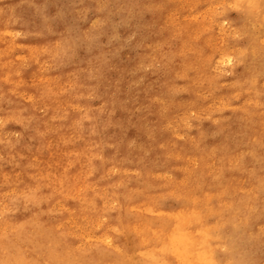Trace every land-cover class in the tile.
<instances>
[{
	"label": "rangeland",
	"instance_id": "374dc122",
	"mask_svg": "<svg viewBox=\"0 0 264 264\" xmlns=\"http://www.w3.org/2000/svg\"><path fill=\"white\" fill-rule=\"evenodd\" d=\"M58 1L61 2L60 5H57L55 0H41L40 1L41 14H40V17L37 19V23H36L38 28L35 29V26L33 27L32 25L27 24L25 22L22 15L14 16V19H12V22L9 24L7 22L4 23L3 15L7 11L8 13L11 11V7L13 6L14 0H0V32L3 31V34H4L3 42L0 43V140L2 141V142L0 141V153L2 154V155L0 154V158L3 157L2 159H0V175H3V176L6 175L5 176L6 179H4L5 181L4 180H3L4 182L0 181L2 183V184L0 183V207L3 205L5 200H7V198H9L13 193L16 192L15 183H17L16 181H18L21 175L27 170V168H25L27 166L26 161L24 159L20 161L19 159L14 158L13 155L20 153L19 155L27 158V162H32V160L38 159L39 154L43 155L45 156L46 161H48V163L45 164V167L48 168V171L51 174L53 173H55V175L65 174L69 177V179H71L70 182L71 181L78 182V180L80 179H82V181H85L87 179H91L92 182L97 181L96 184L89 186L87 191L89 192V196L92 199H94L97 194L98 197H97L96 205H98L99 207L95 205L96 208L95 207L92 208L89 214H86L83 210V208L87 207V205L82 207L83 205L77 203L76 198H78L79 195H76V197L72 198L71 202L70 200L66 201L64 199L58 198L57 200H54L52 203L53 212H54V208H55V212L52 214V218L50 219V221L54 223L53 225L55 229L57 228L56 230L62 231L63 235L65 236L70 235L69 236L70 237L69 248H70L71 264H85V262L86 264H96V263L97 264H106V263L107 264H116V263L117 264H147V263L148 264H163V262H161L162 259H163L162 261H164V264H166L167 262L164 260L165 259L164 255L161 253L156 254L152 252L150 253L147 252V256H146V253H140L138 251H135L136 248H135V243H134V232L132 229L131 230H129L130 228L128 229L127 225H130L128 222L132 221V219L136 218L137 216L146 217V218H154L159 213L163 214V213L171 212V211L178 212L181 208H187L188 209V210L186 209L187 212L189 214L190 213L192 214V212H195L194 209H196L197 206L193 209L190 207V205H186V207L178 205L180 200L178 202L175 196H171V194L174 193V191L178 190L177 189L178 187L176 188V186L178 185H175V186L171 184L170 186L163 185L164 190L162 189V185L160 187L156 185L155 187L152 186L151 187L152 189L143 188V187H135V188L128 189L127 187L123 185L127 181H129L131 175L139 171H143V170H149V174H151V176L155 175L154 179L156 178L159 179V180L156 179L155 181L157 183L158 181H160V183L157 185L165 184V182L167 183L171 182L175 180V178L176 179L179 178L181 175L184 176V173L187 174V171L191 169L190 161H186V159H182V156L183 154L191 150V148L185 147L186 144L188 143L190 144V141L193 139H199L202 142H207L209 140V143L211 141H214L216 144L217 143L219 144L220 139H221V134H222V131H221L222 127L217 126L216 119L220 118L219 116H221V118H224L228 115L229 109H226L227 104L235 103V105L237 106L241 104L240 102L233 101L232 100L233 98L228 99L226 96L227 91H225V89L222 86H219V88H215L211 92L206 89L202 90L199 87L197 82H195L193 79L190 80V74L186 71L185 61L183 64L176 65L174 69L169 67V64L163 61V58L161 57L163 55V53L161 52L162 47L169 43V45L175 50L178 45L180 46L183 39H185L188 42L191 40H197L198 41L197 45L199 47V43H200L199 49L202 53L210 52L214 55L213 57L215 58V61L211 62V68H210V70H212L213 79L218 80V85H226L227 83L230 82V80H232L231 77H233L234 74H239L241 71L240 69L241 67L237 64V62L234 59V51H235L234 49H236L239 45H244L246 43V39L243 38V36H238L237 32H234L235 22L237 21L238 13L236 12L235 9L231 8L232 10H230L229 17L225 19L221 13L222 8L225 6V4H223L224 0H168V1L162 0L163 9H162V13L160 14L159 18L157 17L158 12L157 13L155 12V3H154L155 0H130L131 2L129 4L127 3L124 4L123 0H100L101 3L99 6H96V5L93 6V3H94L93 0H84V2L83 0H58ZM88 1L90 3H87ZM81 2H83V4ZM113 3L116 5H114ZM149 3H152V4L149 5ZM48 12L50 14H47ZM89 17H92V18H89ZM127 18H129V20ZM55 19L60 22H57ZM121 20H123V22ZM45 23H47L48 26L47 24L45 25ZM61 23L62 25H60ZM69 24L71 25V27H69L70 26ZM129 24L131 26H128ZM67 25L69 28L67 27ZM61 26L64 29H62ZM114 26L116 29L114 28ZM184 27L188 28L189 36H187L186 34L183 35ZM78 28L83 30L84 35L78 37V39L76 38L75 39L76 41H73L70 44H68L67 47L68 46L69 47H68L67 54L62 57H58L60 59L54 57V55H51V53L49 52L41 53V54H39L38 52V56L36 55V52L40 48L44 47L39 40L40 34L44 35L46 33V35L50 38H54L55 36H58V35H64L66 38H68L69 35H72L75 33L74 31L78 33L80 30ZM40 29L41 31H38ZM249 29L254 33L259 31V27L255 24L251 25ZM106 30L108 31L106 32ZM134 30H135V33H134ZM138 30L141 32H139ZM202 30L204 33H202ZM47 32H50V34ZM88 36H91L93 38V41L91 43H88ZM236 36L238 37L237 39H235ZM84 37H87V38L85 39ZM161 39L163 40L161 41ZM98 42H99V45H98ZM84 44L86 45L87 48L85 47ZM105 44H107V46ZM110 47H111V50H110ZM119 49L121 50L119 51ZM185 51H186V55L184 56V59L188 61L190 60V55H189L190 50L185 49ZM221 56L222 58H225V56L227 58H225L224 61L219 62V59H221ZM64 57L66 58L64 59ZM62 61L65 63H62ZM78 61H81V62H78ZM90 61H93V62H90ZM82 63L84 64L92 63V65H94L93 70L95 71V74L92 77L93 79L92 78L86 79L84 76L77 77V75L76 76L72 75V73L74 75L77 74V69L79 68L84 69L82 66ZM108 64H110V66ZM154 65H155V68L152 67ZM99 67L101 70L99 69ZM148 67L149 68L151 67L154 69H151V68L149 69ZM142 68L143 70L139 71ZM49 73L51 75H49ZM171 74L174 76H172ZM227 76L229 78H227ZM91 80H93V82ZM175 80L176 82H174ZM95 82H96V85L94 87ZM169 89H170V92H169ZM220 91L221 93H219ZM224 91L226 94H224ZM134 92L136 93L134 94ZM8 94H11V95L9 96ZM78 95H81V96L75 98V96H78ZM39 96L40 98H45V101L39 102L38 101ZM59 96H61L62 98L61 97L59 98ZM21 97H24V99ZM184 98L186 100H184ZM36 100H37V103H36ZM17 101L19 104H17ZM76 101H78V103ZM177 103L179 105H177ZM48 106H52L53 108L51 113L48 111ZM96 106H97V109H96ZM179 106H180V109H179ZM173 107L175 110L172 109ZM178 109L179 111H177ZM74 114H76L75 117H74ZM39 116L40 117L43 116V118L46 119L44 120L47 123H51L50 124L51 129L49 131L50 140L47 141L49 143L46 144L47 146L46 148L47 150L45 149L46 151L39 150L38 143L34 137L35 133L32 130L33 125L39 120L38 119L40 118ZM52 117H57V118L60 117L59 118V120L61 121L60 123L63 124L66 127V130L68 131L62 138H59L58 136L57 127H56L57 125L55 127L53 126V123H56V122L51 121ZM76 117L77 119H75ZM202 121L203 122L205 121L204 122V124L206 125V126L204 125L205 127L203 126ZM68 123L70 124V126H68ZM214 124L215 126H213ZM190 125L192 126V128L190 127ZM25 126H27L28 129ZM161 127L163 130L161 129ZM260 128L256 127L255 132L257 131L256 133H262L264 135L263 127H260ZM160 129H161V132H160ZM201 131H203V136H202ZM207 131H208V134H207ZM101 133H104V134H101ZM51 134H53V137H51ZM151 136H153V138H151ZM204 136H207V138H205ZM69 137L70 139H68ZM15 138H18V139H15ZM93 143H95L96 145ZM48 146L50 147L48 148ZM61 147L63 148L62 150H61ZM170 147L172 149L174 148V150H172ZM180 147L181 148L183 147V148L180 149ZM87 148H89L90 150L89 153L87 154V156L91 158L89 159L90 162L86 163V162H81L79 160H77L76 162L74 158L77 157V153L79 151L84 152L87 150ZM145 148L146 150H144ZM165 149L167 150V152L165 151ZM11 150L12 152H10ZM97 150L99 151L97 152ZM11 153L13 155H11ZM50 153L52 155H50ZM100 153L102 154V156H100L101 155ZM190 153L187 154L188 156H190L189 157L190 159L191 157L192 158L195 157V152L193 151V149L192 151H190ZM152 155L157 156V160L154 165H152V161H151ZM178 158L179 159L181 158V159L179 160ZM9 161L10 162L12 161L13 163L12 162L9 163ZM101 162L103 163V167L101 171H98L100 169ZM69 163L73 168L69 165ZM71 163H73L74 165ZM79 164H80V167L78 166ZM174 166L175 168L177 166V168L174 169ZM120 167L121 169H119ZM93 169L95 170L93 171ZM64 170L66 173L64 172ZM90 172L92 173V175ZM157 174L160 176H157ZM86 176L89 178L86 179ZM8 180L12 182H9ZM103 182L108 183V185L104 184ZM13 183H14V186H11V184L13 185ZM109 185L112 186L113 188L112 187L109 188L110 187ZM118 187L120 188L118 189ZM80 188H83V187H80ZM219 189H221V187H219ZM236 189L238 190L239 188H234V191H236ZM136 190L139 192H137ZM140 190H144V191H140ZM160 190L163 194L160 193ZM171 190H173V192ZM182 190L187 192L186 189H182ZM188 190H189L188 192H191L190 190H192V188ZM246 190H250V189H246ZM92 191H96V192H92ZM124 192L125 193L130 192L134 195L133 197L132 195L129 196L128 194L123 196L122 193ZM165 192H167V194ZM114 194L116 196H114ZM140 194H147V196H150V197H146V200H145V198L142 197ZM127 197H130V198L128 199ZM262 197L264 198V192H262V194H260V197H259V201L261 203H264V200ZM211 200L208 202L209 204L208 206L210 207L212 206L211 208L215 209L214 211L215 213L213 212L212 214V212H209V213L205 212L202 218H203L204 223L208 222L209 224H212L214 222H217V223L222 222L224 226L222 224V228L219 227L217 229V233H218L217 236L222 237V235L224 234V232L222 231L226 230V220H227L226 212H227L228 204H230V202L228 203L229 200L226 201L225 199L222 200L221 198H212ZM110 201H112L113 203ZM221 203H224V205ZM107 207L108 208L111 207V211L112 210L113 211L111 212L110 209H108ZM103 208L104 209L106 208L104 212H102L104 210ZM129 210L131 212H129ZM184 213L188 215V213L186 212ZM15 216L16 214L10 215L11 218H16ZM104 216L106 218H104ZM221 217L222 219H226V220H222ZM6 228H7L6 224L5 223L3 224L2 222H0V243L3 242L2 240L3 238H1V235L3 234ZM129 231L132 233V235ZM58 234L59 233H55L54 236L58 237ZM87 237L89 238L91 237V238L89 239ZM86 238L87 240L88 239L89 240L87 241ZM98 245H103L109 248L116 247L117 252L113 254L112 256L113 260L111 259V260H108L107 262V261H102L100 259H93L91 257V254H88V253H91V252H88L90 247L98 246ZM259 247H257L255 250L256 255L261 257L262 260L264 261V246H259ZM80 249H82L83 252ZM177 249L180 250V247L178 246ZM136 252L138 253L136 255L137 257L135 256ZM223 252L224 250L220 245L218 247L216 246L214 248L213 259L216 260L217 258L218 260H220L218 256H220ZM88 255L90 256V258L84 259V257ZM71 256L74 258H72ZM231 256H232L231 258L234 261L237 260L236 252H234ZM177 258L178 260L174 262V264L176 263L177 264H187L186 262L180 260L182 259V257H177Z\"/></svg>",
	"mask_w": 264,
	"mask_h": 264
},
{
	"label": "bare ground",
	"instance_id": "6f19581e",
	"mask_svg": "<svg viewBox=\"0 0 264 264\" xmlns=\"http://www.w3.org/2000/svg\"><path fill=\"white\" fill-rule=\"evenodd\" d=\"M41 0H14L11 11H8L3 15V22L8 24L12 22L14 16L22 15L27 24L35 26L37 19L41 14L40 7ZM124 4H129L130 0H123ZM168 1V0H166ZM57 5L61 2L55 0ZM75 2V1H74ZM84 2V0H83ZM83 2H81L83 4ZM93 6H99L100 0H93ZM165 2V1H164ZM87 3H90L89 1ZM121 3V2H120ZM155 12H158L157 17H160L162 13V0H155ZM12 4V3H11ZM114 4V3H113ZM137 4V3H136ZM152 3H149L151 5ZM225 6L222 8L221 13L226 19L229 17L231 8L235 9L238 13L237 21L235 22V31L238 36H243L246 39L244 45H237L234 49V59L237 64L241 67L239 74H234L231 77L229 83L226 85H218V80L213 79L211 62L215 61L214 55L210 52H201L198 47L197 40L186 41L183 39L180 46L174 50L169 43L162 47L161 56L163 61L169 64V67L174 69L176 65L183 64L185 61L186 71L190 74V80H194L198 83L199 87L203 90L213 91L215 88L222 86L227 94L228 99H232L235 102H240L241 105L237 106L234 104H227L226 109L228 115L224 118L216 119L217 126L222 127V134L219 144L209 140L202 142L199 139H193L190 144H186L185 147L191 148L187 153L183 154L182 159L190 161V170L184 176L181 175L179 178L171 182H165L160 184V181L155 182V175L151 176L149 170L139 171L131 175L129 181L123 186L129 188L143 187L151 188L152 186L160 187L162 185H178L176 186L177 191L171 194L175 196L179 202L178 205L185 206L190 205L191 208H195V212L192 214L187 212V208H181L178 212H166L159 213L154 218H146L141 216H135L128 223L129 230L134 232V243L135 251L140 253L152 252L161 253L164 255L166 264H174L178 260L177 257H182L181 261L187 264H264L261 257L256 255V248L264 246V203L259 201L260 194L264 192V135L262 133H256V127H263L264 129V0H224ZM116 5V4H114ZM63 6V5H62ZM88 6V5H86ZM66 7V6H65ZM78 7V6H77ZM127 7V6H126ZM125 7V8H126ZM212 7V6H211ZM93 8V7H92ZM88 9V8H87ZM111 9V8H110ZM124 10V9H123ZM127 10V9H126ZM63 12V11H62ZM67 12V11H65ZM92 12V11H91ZM110 12V11H109ZM114 12V10H113ZM124 12V11H123ZM126 12V11H125ZM93 13V12H92ZM46 14V13H45ZM47 14H50L49 12ZM60 14V13H59ZM94 14V13H93ZM97 14V13H96ZM112 14V13H111ZM119 14V13H117ZM125 14V13H124ZM123 14V15H124ZM54 15V14H53ZM61 15V14H60ZM63 15V14H62ZM75 15V14H74ZM106 15V14H105ZM48 16V15H47ZM46 16V18H47ZM65 16V15H64ZM102 16V15H101ZM45 17V15H44ZM62 17V16H61ZM70 17V16H68ZM103 17V16H102ZM127 17V16H126ZM50 18V16H49ZM76 18V17H75ZM85 18V17H84ZM92 18V17H89ZM88 18V19H89ZM135 18V17H134ZM120 19V18H119ZM129 20V18H127ZM126 19V20H127ZM142 19V18H141ZM56 20V19H55ZM72 20V19H70ZM82 20V19H81ZM114 20V19H113ZM117 20V19H116ZM125 20V21H126ZM48 21V20H47ZM52 21V20H51ZM57 21V20H56ZM65 21V20H64ZM115 21V20H114ZM123 22V20H121ZM144 21V20H143ZM147 21V20H146ZM151 21V20H150ZM149 21V22H150ZM60 22V21H57ZM74 22V20H73ZM111 22V21H110ZM48 23V22H47ZM45 23V25L47 24ZM131 23V21H130ZM139 23V22H138ZM67 24V23H66ZM73 24V23H71ZM89 24V23H88ZM110 24V23H109ZM112 24V23H111ZM123 24V23H122ZM257 25L259 31L254 33L249 28L251 25ZM52 25V24H51ZM57 25V24H56ZM62 25V23L60 24ZM70 25V24H69ZM80 25V24H79ZM106 25V24H105ZM113 25V24H112ZM111 25V26H112ZM138 25V24H136ZM141 25V24H140ZM44 26V25H43ZM48 26V24H47ZM124 26V25H122ZM126 26V25H125ZM128 26H131L130 24ZM143 26V25H142ZM42 27V26H41ZM59 27V26H58ZM65 27V26H64ZM68 27V25H67ZM71 27V25L69 26ZM68 27V28H69ZM80 27V26H78ZM136 27V26H135ZM141 27V26H140ZM145 27V26H144ZM22 28V27H21ZM62 28V26H61ZM115 28V26H114ZM130 28V27H129ZM134 28V27H133ZM143 28V27H142ZM217 28V27H216ZM15 29V28H14ZM42 29V28H41ZM38 30V31H41ZM49 29V28H48ZM51 29V28H50ZM58 29V28H57ZM64 29V28H62ZM73 29V28H72ZM80 29V28H78ZM88 29V28H86ZM116 29V28H115ZM114 29V30H115ZM140 29V28H139ZM151 29V28H150ZM163 29V28H162ZM184 34L188 35V28L184 27ZM77 30V29H76ZM152 30V29H151ZM53 31V30H52ZM65 31V30H64ZM108 30H106L107 32ZM137 31V30H136ZM139 31V30H138ZM147 31V30H146ZM165 31V30H164ZM34 32V31H33ZM44 32V31H43ZM51 32V31H50ZM50 32H47L50 34ZM55 32V31H54ZM69 35L66 38L64 35H58L54 38H50L46 35H39V40L44 46L40 48L36 55L41 53H51L54 57H62L67 54V45L80 36L84 35L82 29L78 33ZM91 32V31H90ZM141 32V31H139ZM148 32V31H147ZM156 32V31H155ZM38 33V32H37ZM73 33V32H72ZM117 33V32H116ZM135 33V30H134ZM162 33V32H161ZM168 33V32H167ZM166 33V35H167ZM202 33L203 30H202ZM212 33V32H211ZM210 33V34H211ZM43 34V33H42ZM107 34V33H106ZM110 34V33H109ZM118 34V33H117ZM159 34V33H158ZM209 34V33H208ZM213 34V33H212ZM3 31L0 32V43L3 42ZM127 35V34H126ZM165 35V37H166ZM53 36V35H52ZM51 36V37H52ZM96 36V35H95ZM107 36V35H106ZM105 36V37H106ZM110 36V35H109ZM120 36V35H119ZM139 36V34H138ZM147 36V35H145ZM157 36V35H156ZM111 37V36H110ZM117 37V36H116ZM154 37V36H153ZM184 37V36H183ZM85 39L87 37H84ZM83 38V39H84ZM129 38V37H128ZM150 38V37H149ZM164 38V37H163ZM172 38V37H170ZM181 38V37H180ZM179 38V39H180ZM189 38V37H188ZM238 37L236 36L235 39ZM241 38V37H240ZM81 39V38H80ZM82 39V40H83ZM113 39V38H112ZM123 39V38H122ZM130 39V38H129ZM133 39V38H132ZM146 39V38H145ZM152 39V38H151ZM154 39V38H153ZM160 39V38H158ZM165 39V38H164ZM169 39V38H168ZM167 39V40H168ZM191 39V38H190ZM98 40V39H97ZM110 40V39H109ZM163 39H161L162 41ZM20 41V40H18ZM93 38L88 36V43H91ZM101 41V40H100ZM154 41V40H153ZM165 41V40H164ZM174 41V39H173ZM239 41V40H238ZM23 42V41H21ZM29 42V41H28ZM33 42V41H32ZM127 42V41H126ZM138 42V41H137ZM145 42V41H144ZM148 42V41H147ZM76 43V42H75ZM101 44V43H100ZM109 44V43H108ZM128 44V43H127ZM137 44V43H136ZM76 45V44H75ZM81 45V44H80ZM85 45V44H84ZM94 45V44H93ZM96 45V44H95ZM99 45V42H98ZM107 46V44H105ZM130 45V44H129ZM135 45V44H134ZM90 46V45H89ZM97 46V45H96ZM105 46V47H106ZM120 46V45H119ZM126 46V44H125ZM137 46V45H136ZM141 46V45H140ZM173 46V45H172ZM81 47V46H80ZM86 47V45H85ZM91 47V46H90ZM98 47V46H97ZM109 47V46H108ZM107 47V48H108ZM139 47V46H138ZM234 47V46H233ZM76 48V47H75ZM84 48V47H83ZM87 48V47H86ZM124 48V47H123ZM81 49V48H80ZM91 49V48H90ZM126 49V48H125ZM124 49V50H125ZM145 49V48H144ZM185 49L190 50V60L186 61L184 56L186 55ZM111 50V47H110ZM113 50V49H112ZM116 50V49H115ZM121 49H119L120 51ZM136 50V49H135ZM230 50V49H229ZM228 50V51H229ZM24 51V50H23ZM87 51V50H86ZM106 51V50H105ZM142 51V50H141ZM227 51V50H226ZM108 52V51H107ZM122 52V51H121ZM120 52V53H121ZM146 52V51H145ZM233 52V51H232ZM77 53V52H76ZM85 54V53H84ZM118 54V53H117ZM137 54V53H136ZM157 54V53H156ZM114 55V54H113ZM224 55V54H222ZM229 55V54H227ZM42 56V55H40ZM92 56V55H91ZM94 56V55H93ZM102 56V55H101ZM111 57V56H110ZM231 57V55H230ZM229 57V58H230ZM66 57H64L65 59ZM161 58V59H162ZM186 58V57H185ZM219 58V57H218ZM225 58H227L225 56ZM225 58L219 59L224 61ZM60 59V58H58ZM79 59V58H78ZM160 59V61H161ZM93 60V59H92ZM106 60V59H105ZM114 60V59H112ZM218 60V59H217ZM228 60V59H227ZM87 61V60H86ZM100 61V60H99ZM158 61V60H157ZM49 62V61H48ZM56 62V60H55ZM81 62V61H78ZM93 62V61H90ZM106 62V61H104ZM149 62V61H148ZM147 62V63H148ZM53 63V62H52ZM62 63H65L62 61ZM72 63V61H71ZM101 63V62H100ZM54 64V63H53ZM154 64V63H153ZM75 65V64H74ZM99 65V64H98ZM110 66V64H108ZM125 65V64H124ZM157 65V64H156ZM165 65V64H164ZM33 66V65H32ZM58 66V65H57ZM61 66V65H60ZM77 66V65H76ZM83 68L77 69V74L73 76H84L86 79H90L94 76L95 71L93 70L92 63L84 64ZM128 66V65H127ZM136 66V65H135ZM34 67V66H33ZM36 67V66H35ZM96 67V66H95ZM98 67V66H97ZM133 67V66H132ZM155 68V65L152 66ZM184 67V66H183ZM219 67V66H218ZM63 68V67H62ZM102 68V67H101ZM114 68V66H113ZM141 68V67H140ZM149 68V67H148ZM147 68V69H148ZM151 68V67H150ZM149 68V69H150ZM151 68V69H154ZM179 68V67H178ZM21 69V68H19ZM36 69V68H35ZM59 69V68H58ZM100 69V67H99ZM112 69V68H111ZM117 69V68H116ZM137 69V68H136ZM139 69V68H138ZM148 69V70H149ZM157 69V68H156ZM163 69V67H162ZM29 70V69H28ZM101 70V69H100ZM113 70V69H112ZM115 70V69H114ZM143 70L140 69L139 71ZM147 70V71H148ZM232 70V69H231ZM33 71V70H32ZM61 71V70H60ZM87 71V72H86ZM121 71V70H120ZM176 71V70H175ZM21 72V71H20ZM49 72V71H48ZM51 72V71H50ZM53 72V71H52ZM70 72V71H69ZM73 72V71H72ZM119 72V71H118ZM168 72V71H167ZM181 72V71H180ZM31 73V71H30ZM68 73V72H67ZM109 73V72H108ZM117 73V72H116ZM149 73V72H148ZM173 73V72H171ZM62 74V73H61ZM107 74V73H106ZM164 74V73H163ZM188 74V75H189ZM49 75H51L49 73ZM56 75V74H54ZM60 75V74H59ZM101 75V74H100ZM98 75V76H100ZM129 75V73H128ZM172 75V74H171ZM62 76V75H61ZM66 76V75H65ZM97 76V77H98ZM133 76V75H132ZM154 76V75H153ZM169 76V74H168ZM174 76V75H172ZM162 77V76H161ZM224 77V76H223ZM73 78V77H72ZM96 78V77H95ZM169 78V77H168ZM172 78V77H170ZM176 78V77H175ZM227 78H229L227 76ZM78 79V78H77ZM81 79V78H80ZM93 79V78H92ZM100 79V78H99ZM160 79V78H159ZM189 79V78H187ZM18 80V79H17ZM65 80V79H64ZM74 80V79H73ZM105 80V78H104ZM139 80V79H138ZM164 80V79H163ZM169 80V79H168ZM174 80V79H173ZM93 82V80H91ZM100 81V80H99ZM224 81V80H223ZM135 82V81H134ZM171 82V81H170ZM176 82V80L174 81ZM60 83V82H58ZM80 83V82H79ZM82 83V82H81ZM109 83V81H108ZM137 83V82H136ZM157 83V82H156ZM162 83V82H161ZM183 83V81H182ZM186 83V82H185ZM78 84V83H77ZM101 84V83H100ZM131 84V83H130ZM139 84V83H138ZM96 82L94 84V87ZM129 85V84H128ZM134 85V84H133ZM142 85V84H141ZM166 85V84H165ZM6 86V85H5ZM76 86V85H75ZM121 86V85H120ZM144 86V85H143ZM167 86V85H166ZM169 86V84H168ZM171 86V85H170ZM26 87V86H25ZM119 87V86H118ZM129 87V86H128ZM134 87V86H133ZM191 87V86H190ZM10 88V87H9ZM44 88V87H43ZM74 88V87H73ZM80 88V87H79ZM85 88V87H84ZM98 88V87H97ZM107 88V87H106ZM160 88V87H158ZM198 88V87H197ZM26 89V88H25ZM34 89V88H33ZM37 89V88H36ZM81 89V88H80ZM30 90V89H29ZM44 90V89H43ZM82 90V89H81ZM127 90V89H126ZM28 91V89H27ZM78 91V90H77ZM84 91V90H83ZM96 91V90H95ZM3 92V91H2ZM34 92V90H33ZM32 92V93H33ZM39 92V91H38ZM41 92V91H40ZM47 92V91H46ZM52 92V91H50ZM87 92V91H86ZM99 92V91H98ZM97 92V93H98ZM147 92V91H146ZM163 92V91H162ZM165 92V91H164ZM170 92V89H169ZM189 92V91H188ZM187 92V93H188ZM193 92V91H192ZM136 92H134L135 94ZM160 93V92H159ZM217 93V92H216ZM221 93V91L219 92ZM3 94V93H2ZM1 94V95H2ZM6 94V93H4ZM39 94V93H38ZM47 94V93H46ZM45 94V95H46ZM112 94V93H111ZM118 94V93H117ZM120 94V92H119ZM122 94V93H121ZM181 94V93H180ZM9 96L11 94H8ZM40 95V94H39ZM44 95V94H43ZM54 95V94H53ZM58 95V94H57ZM60 95V93H59ZM75 95V94H74ZM102 95V94H101ZM100 95V96H101ZM104 95V94H103ZM156 95V94H155ZM219 95V94H218ZM223 95V94H222ZM221 95V96H222ZM17 96V95H16ZM15 96V97H16ZM35 96V94H34ZM47 96V95H46ZM81 95L75 96L79 97ZM99 96V95H98ZM117 96V95H115ZM151 96V95H150ZM165 96V95H163ZM169 96V95H168ZM181 96V95H180ZM225 96V97H226ZM42 97V96H41ZM44 97V96H43ZM55 97V96H54ZM61 96H59L60 98ZM64 97V96H63ZM67 97V96H66ZM152 97V96H151ZM3 98V97H2ZM24 99V97H21ZM49 98V97H48ZM62 98V97H61ZM74 98V99H75ZM172 98V97H170ZM16 99V98H15ZM52 99V98H51ZM89 99V98H88ZM143 99V98H142ZM126 100V99H125ZM133 100V99H132ZM144 100V99H143ZM150 100V99H149ZM179 100V99H178ZM184 100H186L184 98ZM231 100V101H232ZM25 101V100H24ZM39 102L45 101V98H38ZM51 101V100H50ZM56 101V100H55ZM91 101V100H90ZM101 101V100H100ZM105 101V99H104ZM113 101V100H111ZM176 101V99H175ZM174 101V102H175ZM48 102V101H47ZM78 103V101H76ZM115 102V101H114ZM155 102V101H154ZM173 102V103H174ZM207 102V101H206ZM227 102V101H226ZM37 103V100H36ZM104 103V102H103ZM107 103V101H106ZM118 103V102H117ZM201 103V102H200ZM224 103V102H223ZM232 103V102H230ZM17 104L18 101H17ZM22 104V103H21ZM71 104V103H70ZM81 104V103H80ZM115 104V103H114ZM156 104V103H155ZM176 104V103H175ZM202 104V103H201ZM204 104V102H203ZM16 105V103H15ZM33 105V104H31ZM84 105V104H83ZM145 105V104H144ZM177 105H179L177 103ZM4 106V105H3ZM66 106V105H65ZM139 106V105H138ZM182 106V105H181ZM111 107V106H110ZM178 107V106H177ZM71 108V107H70ZM100 108V107H99ZM105 108V107H104ZM143 108V107H142ZM23 109V108H22ZM93 109V108H92ZM97 109V106H96ZM112 109V108H111ZM114 109V108H113ZM168 109V108H167ZM174 109V107L172 108ZM180 109V106H179ZM179 109L177 111H179ZM182 109V108H181ZM184 109V108H183ZM5 110V109H4ZM14 110V109H13ZM12 110V111H13ZM31 110V109H29ZM53 110L52 106H48V111L51 113ZM86 110V109H85ZM108 110V109H107ZM116 110V109H115ZM160 110V109H159ZM175 110V109H174ZM21 111V110H20ZM66 111V110H65ZM105 111V110H104ZM103 111V113H104ZM117 111V110H116ZM156 111V110H155ZM181 111V110H180ZM4 112V111H3ZM18 112V111H16ZM25 112V111H24ZM44 112V111H43ZM42 112V113H43ZM61 112V111H60ZM84 112V111H83ZM168 112V111H167ZM170 112V111H169ZM176 112V111H175ZM174 112V113H175ZM9 113V112H8ZM21 113V112H20ZM87 113V111H86ZM166 113V112H165ZM38 114V113H37ZM168 114V113H167ZM222 114V113H221ZM39 115V114H38ZM56 115V114H55ZM76 114H74L75 117ZM216 115V114H215ZM34 116V115H33ZM63 116V115H62ZM66 116V115H65ZM81 116V115H80ZM223 116V115H222ZM225 116V115H224ZM3 117V116H2ZM12 117V115H11ZM21 117V116H19ZM26 117V116H25ZM37 117V116H36ZM40 117V116H39ZM47 117V115H46ZM153 117V115H152ZM162 117V116H161ZM7 118V117H5ZM60 117H52L51 121L53 126L57 127V133L59 138H62L66 132V127L61 124ZM83 118V117H82ZM12 119V118H11ZM10 119V120H11ZM25 119V118H24ZM37 119V118H36ZM39 120L33 125L34 137L38 143L39 150L43 151L47 148L46 144L49 138V131L51 129L50 124L47 123L45 118L40 117ZM45 119V120H44ZM63 119V117H62ZM77 119V117L75 118ZM81 119V118H80ZM89 119V117H88ZM98 119V118H97ZM101 119V118H100ZM166 119V118H165ZM197 119V118H196ZM204 119V118H203ZM72 120V119H71ZM123 120V119H122ZM205 120V119H204ZM12 121V120H11ZM19 121V120H18ZM31 121V120H29ZM28 121V122H29ZM50 121V122H51ZM81 121V120H80ZM166 121V120H165ZM192 121V120H191ZM190 121V122H191ZM206 121V120H205ZM204 121V122H205ZM8 122V121H7ZM6 122V123H7ZM22 122V121H21ZM69 122V121H68ZM88 122V121H87ZM201 122V121H200ZM203 122V121H202ZM203 122V126L205 125ZM23 123V122H22ZM27 123V122H26ZM146 123V122H145ZM164 123V121H163ZM195 123V122H194ZM199 123V122H198ZM197 123V124H198ZM4 124V123H3ZM19 124V123H18ZM97 124V123H96ZM99 124V123H98ZM207 124V123H206ZM2 125V124H1ZM24 125V124H23ZM124 125V124H123ZM162 125V124H161ZM160 125V126H161ZM68 126L70 124L68 123ZM165 126V125H164ZM196 126V124H195ZM194 126V127H195ZM199 126V125H198ZM201 126V125H200ZM206 126V125H205ZM204 126V127H205ZM210 126V125H209ZM215 126V124L213 125ZM3 127V126H2ZM19 127V126H18ZM27 127V126H25ZM32 127V126H31ZM30 127V128H31ZM122 127V126H121ZM133 127V126H132ZM192 128V126L190 125ZM76 128V127H75ZM106 128V126H105ZM156 128V127H155ZM183 128V127H182ZM28 129V127H27ZM104 129V128H103ZM132 129V128H130ZM162 129V127H161ZM160 129V132H161ZM190 129V128H189ZM194 129V128H193ZM258 129V128H257ZM261 129V128H260ZM56 130V129H55ZM105 130V129H104ZM163 130V129H162ZM188 130V129H187ZM220 130V128H219ZM262 130V129H261ZM5 131V130H4ZM54 131V130H53ZM165 131V130H164ZM183 131V130H182ZM193 131V130H192ZM217 131V130H216ZM30 132V131H29ZM96 132V131H95ZM101 132V131H99ZM106 132V131H105ZM168 132V131H167ZM181 132V131H180ZM187 132V131H185ZM202 136H203V131ZM215 132V131H214ZM220 132V131H219ZM6 133V132H5ZM24 133V132H23ZM77 133V132H76ZM79 133V132H78ZM128 133V132H127ZM169 133V132H168ZM199 133V132H198ZM100 134V133H99ZM104 134V133H101ZM165 134V133H164ZM172 134V133H171ZM201 134V133H200ZM205 134V133H204ZM208 134V131H207ZM215 134V133H214ZM118 135V134H117ZM149 135V134H148ZM218 135V134H217ZM79 136V135H78ZM81 136V135H80ZM83 136V135H82ZM97 136V135H95ZM146 136V135H145ZM154 136V135H153ZM151 136V138H153ZM161 136V135H160ZM171 136V135H170ZM197 136V135H196ZM200 136V135H199ZM216 136V135H215ZM2 137V136H1ZM26 137V136H25ZM53 137V134H51ZM55 137V136H54ZM75 137V136H74ZM88 137V136H87ZM94 137V136H93ZM122 137V136H121ZM169 137V136H168ZM176 137V136H175ZM174 137V138H175ZM183 137V136H182ZM207 138V136H204ZM212 137V136H211ZM171 138V137H170ZM202 138V137H201ZM200 138V139H201ZM18 139V138H15ZM27 139V138H26ZM29 139V138H28ZM52 139V138H51ZM67 139V138H66ZM70 139V137L68 138ZM82 139V138H81ZM133 139V138H132ZM203 139V138H202ZM201 139V140H202ZM33 140V141H35ZM65 140V139H64ZM90 140V139H89ZM102 140V139H101ZM205 140V139H204ZM1 141V140H0ZM67 141V140H66ZM76 141V140H75ZM168 141V140H167ZM183 141V140H182ZM2 142V141H1ZM87 142V141H86ZM103 142V141H101ZM116 142V141H115ZM128 142V141H127ZM133 142V141H132ZM163 142V140H162ZM5 143V142H4ZM29 143V142H28ZM33 143V142H32ZM51 143V142H50ZM100 143V142H99ZM126 143V142H125ZM160 143V141H159ZM95 144V143H93ZM103 144V143H102ZM111 144V143H110ZM109 144V145H110ZM116 144V143H115ZM130 144V143H129ZM132 144V143H131ZM170 144V143H169ZM13 145V144H12ZM57 145V144H56ZM68 145V144H67ZM76 145V144H75ZM96 145V144H95ZM122 145V144H121ZM120 145V146H121ZM139 145V144H138ZM145 145V144H144ZM166 145V144H164ZM191 145V146H190ZM59 146V145H58ZM74 146V145H72ZM105 146V145H104ZM103 146V147H104ZM112 146V145H111ZM110 146V147H111ZM130 146V145H129ZM172 146V145H171ZM27 147V146H26ZM50 146H48L49 148ZM84 147V146H82ZM90 147V146H88ZM92 147V145H91ZM96 147V146H95ZM102 147V148H103ZM109 147V148H110ZM114 147V146H113ZM143 147V146H142ZM160 147V146H159ZM11 148V147H10ZM22 148V147H21ZM33 148V147H31ZM56 148V147H55ZM78 148V147H77ZM94 148V147H93ZM98 148V147H97ZM101 148V147H100ZM99 148V149H100ZM139 148V147H138ZM171 148V147H170ZM169 148V149H170ZM177 148V147H176ZM179 148V147H178ZM183 148V147H182ZM180 147V149H182ZM186 148V149H188ZM26 149V148H25ZM28 149V148H27ZM59 149V148H58ZM63 148L61 147V150ZM66 149V148H65ZM75 149V148H74ZM133 149V148H132ZM140 149V148H139ZM154 149V148H153ZM172 149V148H171ZM195 152V157L188 156L190 151ZM47 150V149H46ZM45 150V151H46ZM81 150V149H80ZM93 150V149H92ZM103 150V149H102ZM106 150V149H104ZM141 150V149H140ZM146 150V148L144 149ZM149 150V149H148ZM156 150V149H155ZM174 150V148L172 149ZM14 151V150H13ZM66 151V150H64ZM89 148L84 152H78L77 157L74 160L81 162H90L87 154ZM99 150H97L98 152ZM167 152V150L165 149ZM170 151V150H169ZM168 151V152H169ZM179 151V150H178ZM185 151V150H184ZM12 152V150L10 151ZM32 152V151H31ZM38 152V151H37ZM69 152V151H68ZM93 152V151H92ZM117 152V151H116ZM145 152V151H144ZM174 152V151H173ZM181 152V151H180ZM15 153V152H14ZM33 153V152H32ZM31 153V154H32ZM47 153V152H46ZM64 153V152H63ZM72 153V152H71ZM149 153V152H148ZM1 154V153H0ZM20 154V153H19ZM19 154L11 155L14 158L22 161H26L27 170L21 175L16 181L15 188L16 192L13 193L0 207V222L5 223L7 228L4 230L1 238L3 242L0 243V264H71L70 259V248L69 239L70 235H63L62 231L54 228V223L50 221L52 218L53 206L52 203L58 198L64 199L71 202V199L79 195L76 198L77 203L87 205L83 210L86 214L91 212L92 208H96L97 194L94 199L90 198L89 192L87 191L89 186L97 183L86 176L85 181L82 179L78 182H70L71 179L67 175H60L55 173L51 174L48 168L45 167L46 161L45 156L40 155L38 159L27 162V158ZM24 154V153H22ZM65 154V153H64ZM67 154V153H66ZM75 154V153H74ZM101 154V153H100ZM119 154V153H118ZM191 154V153H190ZM2 155V154H1ZM4 155V154H3ZM6 155V154H5ZM9 155V156H11ZM37 155V153H36ZM50 155H52L50 153ZM72 155V154H71ZM76 155V154H75ZM115 155V154H114ZM147 155V154H145ZM181 155V154H180ZM48 156V155H47ZM65 156V155H64ZM67 156V155H66ZM102 156V154L100 155ZM104 156V155H103ZM112 156V155H111ZM164 156V155H163ZM171 156V155H170ZM192 156V155H191ZM7 157V156H6ZM29 157V156H28ZM95 157V156H93ZM115 157V156H114ZM162 157V156H161ZM168 157V156H167ZM174 157V156H173ZM3 158V157H2ZM0 158V159H2ZM5 158V157H4ZM10 158V157H9ZM50 158V157H49ZM106 158V157H105ZM166 158V157H165ZM179 159V158H178ZM181 159V158H180ZM179 159V160H180ZM54 160V159H53ZM157 160L156 155L151 156L152 165ZM14 161V160H13ZM69 161V160H68ZM120 161V160H119ZM183 161V160H182ZM181 161V162H182ZM185 161V162H186ZM12 162V161H11ZM9 161V163H11ZM17 162V161H15ZM13 163V162H12ZM50 163V162H49ZM68 163V162H67ZM140 163V162H139ZM73 164V163H71ZM112 164V163H111ZM120 164V162H119ZM118 164V165H119ZM4 165V164H3ZM50 165V164H49ZM48 165V167H49ZM70 165V163H69ZM74 165V164H73ZM89 165V164H87ZM115 165V164H114ZM133 165V164H132ZM167 165V164H166ZM51 166V165H50ZM71 166V165H70ZM80 167V164L78 165ZM120 166V165H119ZM122 166V165H121ZM147 166V165H145ZM184 166V165H183ZM187 166V165H186ZM63 167V166H62ZM72 167V166H71ZM70 167V168H71ZM93 167V166H91ZM103 163L100 164L101 171ZM111 167V166H110ZM123 167V166H122ZM73 168V167H72ZM105 168V167H104ZM124 168V167H123ZM122 168V169H123ZM173 168V167H172ZM177 168V166H176ZM174 166V169H176ZM91 169V168H90ZM109 169V168H108ZM121 169V167L119 168ZM118 169V170H119ZM12 170V169H10ZM77 170V169H76ZM95 169H93L94 171ZM137 170V169H136ZM141 170V169H140ZM151 170V169H150ZM181 170V169H180ZM92 171V170H91ZM105 171V170H104ZM113 171V170H111ZM130 171V170H129ZM7 172V171H6ZM65 172V170H64ZM75 172V171H74ZM97 172V170H96ZM108 172V170H107ZM118 172V171H117ZM116 172V173H117ZM152 172V171H151ZM155 172V171H154ZM161 172V171H160ZM58 173V172H57ZM66 173V172H65ZM91 173V172H90ZM176 173V172H175ZM107 174V173H106ZM111 174V173H109ZM160 174V173H159ZM170 174V172H169ZM92 175V173H91ZM108 175V174H107ZM120 175V174H119ZM126 175V174H125ZM124 175V176H125ZM129 175V174H127ZM6 176V175H5ZM0 175V181L4 182L6 177ZM90 176V175H89ZM118 176V175H117ZM121 176V175H120ZM157 176H160L157 174ZM162 176V175H161ZM85 178V176H84ZM108 178V177H107ZM105 179V177H104ZM110 179V178H109ZM120 179V178H119ZM4 180V181H3ZM111 180V179H110ZM126 180V179H125ZM159 180V179H157ZM171 180V178H170ZM169 180V181H170ZM9 181V180H8ZM15 181V180H14ZM104 181V180H103ZM116 181V179H115ZM124 181V180H123ZM165 181V179H164ZM0 182V183H1ZM12 182V181H9ZM92 182V183H91ZM112 182V181H111ZM11 184V186H14ZM104 184L105 183L103 182ZM2 184V183H1ZM112 184V183H111ZM123 184V183H121ZM120 184V186H121ZM97 186V185H96ZM110 186V185H109ZM115 186V185H114ZM83 187V188H80ZM110 186L109 188H111ZM221 187V189H219ZM9 188V187H8ZM113 188V187H112ZM116 188V187H115ZM120 187H118L119 189ZM169 188V187H168ZM172 188V187H171ZM175 188V187H174ZM191 192H188L190 189ZM234 188H239L234 191ZM7 189V188H6ZM92 189V188H91ZM152 189V188H151ZM159 189V188H158ZM182 189H186L183 191ZM250 189V190H246ZM94 190V189H93ZM133 190V189H132ZM164 190V189H163ZM137 191V190H136ZM144 191V190H140ZM148 191V190H147ZM167 191V190H166ZM173 192V190H171ZM96 192V191H92ZM139 192V191H137ZM157 192V191H156ZM164 192V191H163ZM168 192V191H167ZM167 192H165L167 194ZM170 192V191H169ZM160 193L161 190H160ZM112 194V193H111ZM129 195L133 197L132 193H122L123 196ZM154 194V193H153ZM157 194V193H156ZM163 194V193H162ZM113 195V194H112ZM142 197H150L147 194H140ZM151 195V194H150ZM114 196H116L114 194ZM152 197V196H151ZM159 197V196H158ZM128 199L130 197H127ZM212 198H221L230 202L227 207V220L226 230L222 231L224 234L222 237H218L217 229L222 228V222H214L212 224L204 223L203 214L205 212H213L208 206V202ZM263 198V197H262ZM100 199V198H99ZM120 199V198H119ZM153 199V198H152ZM117 200V199H116ZM217 200V199H216ZM264 200V198H263ZM60 201V200H59ZM135 201V200H134ZM151 201V200H150ZM159 201V200H158ZM169 201V200H168ZM212 201V200H211ZM64 202V201H62ZM101 202V201H100ZM112 202V201H110ZM117 202V201H116ZM133 202V201H132ZM213 202V201H212ZM113 203V202H112ZM139 203V201H138ZM116 204V203H115ZM130 204V203H129ZM224 205V203H221ZM96 205V206H95ZM117 205V204H116ZM115 205V206H116ZM132 205V204H131ZM135 205V204H134ZM157 205V204H156ZM160 205V204H159ZM174 205V204H173ZM212 205V204H211ZM221 205V206H223ZM226 205V204H225ZM62 206V205H61ZM114 206V205H113ZM118 206V205H117ZM151 206V205H150ZM80 207V208H82ZM99 207V206H98ZM122 207V205H121ZM127 207V206H126ZM136 207V206H135ZM152 207V206H151ZM159 207V206H158ZM163 207V205H162ZM165 207V205H164ZM220 207V205H219ZM218 207V208H219ZM79 208V209H80ZM108 208V207H107ZM153 208V207H152ZM74 209V207H73ZM72 209V210H73ZM104 209V208H103ZM102 209V210H103ZM106 209V208H105ZM105 209L102 211L104 212ZM111 211V207L108 208ZM115 209V208H114ZM122 209V208H121ZM187 209V210H186ZM225 209V208H224ZM61 210V209H60ZM82 210V209H81ZM80 210V211H81ZM82 210V211H83ZM118 210V209H117ZM57 211V210H56ZM71 211V210H70ZM76 211V210H75ZM78 211V212H80ZM94 211V210H93ZM97 211V209H96ZM100 211V212H101ZM113 211V210H112ZM111 211V212H112ZM135 211V210H134ZM133 211V213H134ZM138 211V210H137ZM140 211V210H139ZM154 211V210H153ZM158 211V210H157ZM174 211V210H173ZM190 211V210H189ZM223 211V210H222ZM221 211V212H222ZM60 212V211H59ZM64 212V211H63ZM129 212H131L129 210ZM136 212V211H135ZM184 212L188 213L185 214ZM72 213V212H71ZM77 213V212H76ZM138 213V212H137ZM136 213V214H137ZM215 213V212H214ZM16 214V218H11L10 215ZM66 214V213H65ZM105 214V213H103ZM111 214V213H110ZM143 214V213H142ZM147 214V213H146ZM211 214V213H210ZM211 214V215H212ZM91 215V214H90ZM120 215V214H119ZM139 215V214H138ZM114 216V215H112ZM145 216V215H144ZM117 217V216H116ZM123 217V216H122ZM77 218V217H76ZM104 218H106L104 216ZM112 218V217H111ZM120 218V217H119ZM210 218V217H209ZM208 218V219H209ZM59 219V218H57ZM61 219V218H60ZM115 219V218H114ZM127 219V218H125ZM211 219V218H210ZM219 219V218H218ZM72 220V219H71ZM77 220V219H76ZM220 220V219H219ZM78 221V220H77ZM105 221V220H104ZM119 221V219H118ZM122 221V220H120ZM212 221V220H211ZM58 222V221H57ZM79 222V221H78ZM84 222V221H83ZM56 223V222H55ZM109 223V222H108ZM112 223V222H110ZM115 223V222H114ZM117 223V222H116ZM119 223V222H118ZM122 223V222H121ZM127 223V224H128ZM102 224V223H101ZM123 224V223H122ZM125 224V223H124ZM2 225V224H1ZM99 226V225H97ZM224 226V224H223ZM60 227V226H59ZM58 227V228H59ZM118 227V226H117ZM124 227V226H123ZM119 228V227H118ZM224 228V227H223ZM102 229V228H101ZM121 230V229H119ZM101 231V230H99ZM130 232V231H129ZM221 232V231H220ZM59 233L58 237L54 234ZM95 233V232H94ZM110 233V232H109ZM131 233V232H130ZM98 234V233H97ZM111 235V234H110ZM120 235V234H119ZM132 235V233H131ZM74 237V236H72ZM89 238V237H87ZM86 238V240H87ZM91 238V237H90ZM89 238V239H90ZM93 238V237H92ZM118 238V237H117ZM124 238V237H123ZM77 239V238H76ZM79 239V238H78ZM88 239V240H89ZM98 239V237H97ZM85 240V241H86ZM87 240V241H88ZM96 240V239H95ZM117 240V239H116ZM121 240V238H120ZM79 241V240H78ZM131 241V240H130ZM77 243V242H76ZM108 243V242H107ZM72 244V243H71ZM97 244V243H96ZM131 244V243H130ZM74 245V244H73ZM107 245V244H106ZM120 245V244H119ZM128 245V243H127ZM221 246L224 252L218 256L220 260L214 256V248ZM180 247V250L177 247ZM260 248V247H259ZM88 249V248H87ZM82 252L83 250L80 249ZM79 250V251H80ZM134 250V249H133ZM132 250V251H133ZM213 250V251H212ZM259 250V249H258ZM262 250V249H261ZM75 251V250H74ZM85 251V250H84ZM78 252V251H77ZM88 254H91L93 259H100L107 261L112 259L114 253L117 252L115 248L105 247L103 245L92 246L88 250ZM236 252L237 260L234 261L231 255ZM74 254V253H73ZM77 254V253H76ZM75 254V255H76ZM86 254V252H85ZM138 253L136 252L135 256ZM259 254V253H258ZM81 255V254H80ZM83 255V254H82ZM118 256V255H117ZM120 256V255H119ZM125 256V255H124ZM211 256V257H210ZM72 257V256H71ZM77 257V256H76ZM79 257V256H78ZM82 257V256H81ZM129 257V256H128ZM134 257V256H133ZM137 257V256H136ZM144 257V256H143ZM150 257V256H149ZM157 257V256H156ZM74 258V257H72ZM83 258V257H82ZM90 258L85 256L84 259ZM141 258V257H140ZM147 258V257H146ZM159 258V257H158ZM77 260V259H75ZM113 260V259H112ZM126 260V259H125ZM132 260V259H131ZM152 260V259H151ZM156 260V258H155ZM163 260V259H162ZM164 264V261H162ZM99 261V260H98ZM154 261V260H153ZM114 262V261H113ZM75 263V262H74ZM90 263V262H89ZM115 263V262H114ZM132 263V262H131ZM155 263V262H154ZM86 264V262H85ZM97 264V263H96ZM107 264V263H106ZM117 264V263H116ZM148 264V263H147ZM177 264V263H176Z\"/></svg>",
	"mask_w": 264,
	"mask_h": 264
}]
</instances>
